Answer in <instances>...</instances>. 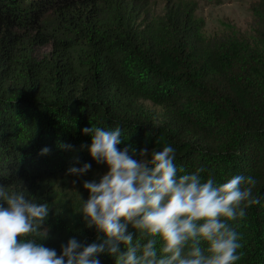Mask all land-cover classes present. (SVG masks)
Instances as JSON below:
<instances>
[{
	"label": "trees",
	"instance_id": "16d2710c",
	"mask_svg": "<svg viewBox=\"0 0 264 264\" xmlns=\"http://www.w3.org/2000/svg\"><path fill=\"white\" fill-rule=\"evenodd\" d=\"M196 8L194 0H0V185L50 207L30 238L57 255L73 237L104 238L79 212L84 182L108 171L82 129L119 126L117 147L135 148L138 160L170 145L178 174L255 177L261 202L232 224L237 264H264V0L250 3L255 46L226 32L206 37ZM84 163L83 175L67 173ZM98 259L116 264L107 251Z\"/></svg>",
	"mask_w": 264,
	"mask_h": 264
},
{
	"label": "clouds",
	"instance_id": "9594fccd",
	"mask_svg": "<svg viewBox=\"0 0 264 264\" xmlns=\"http://www.w3.org/2000/svg\"><path fill=\"white\" fill-rule=\"evenodd\" d=\"M82 132L91 135V157L108 171L99 182H84L89 197L79 212L86 226H94L104 238L85 245L73 237L57 255L55 249L30 238L41 231L49 204L28 198L24 190L9 191L0 185V264H100L98 256L105 251L116 264H237L241 237L232 222L260 204L255 177L236 174L218 183L212 177L202 179L203 168L181 175L183 169L177 168L170 145L150 154L141 149L140 157L150 158L138 160L135 148L117 147L121 127H85ZM49 152L44 147L39 154ZM90 168L84 163L67 173L83 175ZM129 225L143 242L127 231ZM43 232L45 237L47 230Z\"/></svg>",
	"mask_w": 264,
	"mask_h": 264
},
{
	"label": "rangeland",
	"instance_id": "374dc122",
	"mask_svg": "<svg viewBox=\"0 0 264 264\" xmlns=\"http://www.w3.org/2000/svg\"><path fill=\"white\" fill-rule=\"evenodd\" d=\"M196 16L203 19L204 35L226 32L230 36L245 39L248 44L258 45L251 21L254 18L250 3L254 0H194ZM46 51V50H43Z\"/></svg>",
	"mask_w": 264,
	"mask_h": 264
}]
</instances>
